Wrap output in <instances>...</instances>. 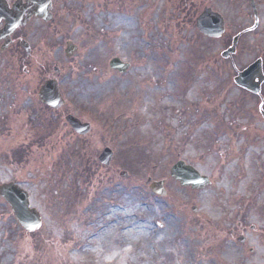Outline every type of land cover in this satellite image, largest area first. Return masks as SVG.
<instances>
[{
    "label": "rangeland",
    "instance_id": "374dc122",
    "mask_svg": "<svg viewBox=\"0 0 264 264\" xmlns=\"http://www.w3.org/2000/svg\"><path fill=\"white\" fill-rule=\"evenodd\" d=\"M58 9L74 29L57 33L54 49L44 46L42 56L39 48L25 68L14 66L7 77L0 69V115L13 99L21 110L37 108L28 116L29 131L0 120V184L21 183L44 217L40 231L28 233L0 199V264H264V118L257 115V99L229 79L219 46L200 40L193 8L184 13L177 0H65ZM77 16L81 31L91 36L88 70L75 63L86 51L82 47L80 54ZM107 32L113 39H103ZM72 38L79 49L68 58ZM189 41L194 55L184 53ZM98 55L123 57L132 69L96 70L107 64ZM55 66L67 101L63 111L92 123L85 138L69 131L64 119L56 131L46 121L31 126L41 109L53 114L40 107L37 94L45 77L56 76ZM211 74L213 81L203 80ZM149 79L153 94L139 106L136 89ZM201 106L221 111L220 117L205 124ZM27 134L35 147L27 140L26 162L19 155ZM106 146L115 153L110 167L98 160ZM66 151L75 152L78 168L92 175L89 181L67 178L73 191L50 175L54 168L57 175L77 174ZM179 159L198 167L211 184L199 190L180 186L170 175ZM123 169L131 171L128 176L120 175ZM149 177L166 180L168 194H154ZM231 232L235 238L244 234L246 245L238 248Z\"/></svg>",
    "mask_w": 264,
    "mask_h": 264
},
{
    "label": "flooded vegetation",
    "instance_id": "af4514ba",
    "mask_svg": "<svg viewBox=\"0 0 264 264\" xmlns=\"http://www.w3.org/2000/svg\"><path fill=\"white\" fill-rule=\"evenodd\" d=\"M26 2V0H22ZM63 0H53L52 14L53 21L49 26H45L43 20L33 16L23 26H18L15 32H4L5 19H0V62L4 64H20L28 55L24 54L22 41L37 35L39 39L45 38V30L55 33V29L60 28L62 21L59 13V5ZM16 0H0V11L5 10L4 5L11 8ZM213 9L219 11L225 22V32L220 38H213L218 48L227 50L234 42L237 43L236 51L228 58L230 63L235 65L236 61L244 64H250L254 61H261L264 70V0H212ZM209 4L197 1L196 9L199 11L208 7ZM201 10V11H202ZM64 12V11H63ZM61 12V13H63ZM34 47L38 46L33 44ZM41 48V47H39ZM243 66V65H241ZM236 70H239L236 68ZM261 100L264 102L263 96ZM263 104V103H262ZM264 106V105H263Z\"/></svg>",
    "mask_w": 264,
    "mask_h": 264
},
{
    "label": "water",
    "instance_id": "95a60500",
    "mask_svg": "<svg viewBox=\"0 0 264 264\" xmlns=\"http://www.w3.org/2000/svg\"><path fill=\"white\" fill-rule=\"evenodd\" d=\"M32 2L39 4L41 9L43 3L48 0H33ZM50 6H48L49 8ZM38 10V9H37ZM13 20V17L10 19ZM251 74L252 77H260V69L257 64L251 66L249 69L240 73L236 78V82L251 91H260V82H255L252 79H247V76ZM40 95L42 99L52 105H59L61 103L60 94L55 81H48L41 89ZM183 166V165H182ZM185 168V169H184ZM179 167L177 170L178 178H181L183 184H192L194 186H202L207 182L206 178L201 177L199 173L192 167ZM0 194L4 196L7 201L12 205L16 216L25 225L30 226L32 223L39 221V215L34 209L29 208L28 195L20 188L16 187L14 183H5L0 186Z\"/></svg>",
    "mask_w": 264,
    "mask_h": 264
},
{
    "label": "bare ground",
    "instance_id": "6f19581e",
    "mask_svg": "<svg viewBox=\"0 0 264 264\" xmlns=\"http://www.w3.org/2000/svg\"><path fill=\"white\" fill-rule=\"evenodd\" d=\"M101 80L103 81V85H106V84L109 83L108 78L106 76H104V75H103V77H102ZM144 84L140 83L138 85V87H137L138 93L143 94V93H145L147 91V89L148 90H151L152 89V86H153V81L152 80H149L147 83H144ZM235 150H237V148H235Z\"/></svg>",
    "mask_w": 264,
    "mask_h": 264
}]
</instances>
